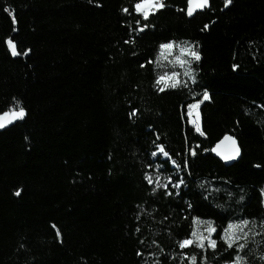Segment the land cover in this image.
Listing matches in <instances>:
<instances>
[{"label":"trees","instance_id":"1","mask_svg":"<svg viewBox=\"0 0 264 264\" xmlns=\"http://www.w3.org/2000/svg\"><path fill=\"white\" fill-rule=\"evenodd\" d=\"M135 2L0 0V113H27L0 132V264H180L172 257L182 251L201 264V249L176 243L194 217L220 234L254 221L245 254L264 264V0H210L192 18L187 0H165L144 32ZM168 41L191 42L201 59L191 64L195 83L161 92L163 71L147 61ZM205 89L200 135L187 105ZM228 134L242 150L230 167L203 151ZM160 144L167 164L151 155ZM145 173L186 183L179 196L153 193ZM213 238L208 264L231 260L235 250Z\"/></svg>","mask_w":264,"mask_h":264},{"label":"snow or ice","instance_id":"2","mask_svg":"<svg viewBox=\"0 0 264 264\" xmlns=\"http://www.w3.org/2000/svg\"><path fill=\"white\" fill-rule=\"evenodd\" d=\"M232 0H225V7L230 5ZM166 7L165 0H136L133 5V12L140 17L137 20V31L144 32L150 27L148 21L151 17H153L157 12L164 9ZM205 8H210V0H187V9L186 15L192 17L196 11H203ZM181 11H185L184 9H180ZM5 11H9L5 9ZM125 14H131L129 8L125 7L122 9ZM10 15L15 23V13L14 11L10 12ZM145 21V23L141 24L140 20ZM208 25H205L207 28ZM135 40L126 41V43H134ZM8 44L10 46L11 54L13 56L20 55L17 51L16 45L9 40ZM177 47L176 41H168L161 43L159 45V56L156 61L149 60L147 64L159 63L162 61H167L169 57L174 54V50ZM179 52L180 55L176 56L175 63H178L181 67H185L186 71L183 73L184 76L190 78L192 83L196 82V77L194 71L191 69V64L193 62H198L201 59V54L197 49L196 45L191 42L185 41L179 44ZM27 55V52L24 53ZM146 64H142L141 67H145ZM238 65H233V68H237ZM188 81L181 79V73L177 71H173L171 73H165L163 75H159L156 79V87L158 91L164 92L169 88H177V87H186ZM195 99V97H194ZM210 99V95L208 91L205 89L203 91L201 99L196 102L190 103L187 105V116L191 118V123L193 124L195 131L199 132L200 135H204V132L201 130V122H200V105ZM138 109H133L130 112V116L134 117L138 114ZM26 115V110L21 106L17 108H13L10 112L6 111L4 113H0V129L6 127V123H14L16 120H22ZM158 151H154L151 153L153 157L159 159V155H163L166 159L163 162L164 164L168 163V159L170 153L165 150V146L160 144L157 145ZM196 148L190 149V155L195 157L197 155ZM203 151H211L214 152L217 156L221 157L225 161H229L235 159L240 155V149L237 145V142L234 137L226 135L221 141H219L213 148L203 149ZM171 164L175 166L176 169H181V163H177L175 160H171ZM183 167L187 168V161L182 162ZM152 165H149L151 167ZM256 167H260V165H256ZM159 171V169H158ZM144 179L147 181L148 185H154L152 188L153 193H155L158 189H164L165 195L172 196L173 189L175 190V195H180V189L182 185H185L186 181L183 177L177 176L175 182H173L172 176L167 177V183H163L160 176H153L151 173H145ZM171 186V187H170ZM203 187V185H201ZM219 191V190H217ZM261 193L264 194V189L261 190ZM17 196L20 195V192L17 191L15 193ZM243 199V197H241ZM191 205H189L190 207ZM194 222L198 225L193 231H191L190 235L185 238L176 241L179 248L181 250L190 249L192 247H196L202 250L201 252V264H208L207 251L211 249L213 255L216 254L217 250V239L213 238V234H217L221 241L227 248L224 251H228L229 249H234L235 254L231 260H226L224 264H248L247 254H245V249L248 244L247 241L249 239L250 234H252V230L256 227L254 221H250L248 219H241L237 222H229L227 227L223 228L222 234L217 233V226L212 220H201L199 217H194ZM259 227L264 228V221L261 222ZM139 232L140 229L137 228ZM57 235H60L57 230ZM143 244L144 241H141ZM138 255L143 256L144 253L138 252ZM243 254V255H242ZM152 255H155L154 253ZM177 256L180 258V264H183L185 259L190 261V264H197V255L192 254L189 255L187 252L182 251L178 253L176 256H173L172 259H177ZM261 260H264V255H261ZM159 264V261L156 262Z\"/></svg>","mask_w":264,"mask_h":264},{"label":"rangeland","instance_id":"3","mask_svg":"<svg viewBox=\"0 0 264 264\" xmlns=\"http://www.w3.org/2000/svg\"><path fill=\"white\" fill-rule=\"evenodd\" d=\"M179 55H180L179 45H177L176 49L174 50V54L171 57H169V59L167 61H162L161 60L159 63H156V65L160 69H162L163 74L171 73L173 71H177V72L181 73V79L182 80H188L189 77L183 75V73L186 71V68L185 67H181L178 63H175V58H176V56H179ZM190 123H191V118H190ZM191 125H193V124L191 123ZM161 156L163 157V159H166L163 155H161ZM172 166H174V165H172ZM197 227H198V225L196 224L195 228H197ZM253 237H254V232H252V234H250L249 239L253 238Z\"/></svg>","mask_w":264,"mask_h":264},{"label":"water","instance_id":"4","mask_svg":"<svg viewBox=\"0 0 264 264\" xmlns=\"http://www.w3.org/2000/svg\"><path fill=\"white\" fill-rule=\"evenodd\" d=\"M210 7H211V3H210ZM209 9H210V8H205L203 11H196L192 17H194L197 13H203V12H205L206 10H209ZM192 17H191V18H192ZM26 117H27V113H26L25 117H24L22 120H16L14 123H10V124L6 123V127H4L3 129H0V132L5 131L6 129H8L9 127L15 125V124L18 123V122L24 121V120L26 119ZM228 135H229V136H232V137L235 138V140H236V142H237V145H238V147H239V149H240V155H239L238 157H236L235 159H232V160H229V161H225V160H223L221 157L217 156L214 152H212V155L214 156V158L218 159V160H219L221 163H223L225 166L230 167V166L234 165L235 163H237V162H239V161L241 160V157H242V150H241V148H240V145H239V142H238L237 138H236L235 136L231 135V134H228ZM220 141H221V140H220Z\"/></svg>","mask_w":264,"mask_h":264}]
</instances>
